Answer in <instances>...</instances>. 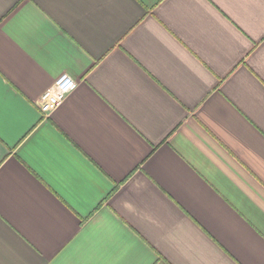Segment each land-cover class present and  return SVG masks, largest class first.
<instances>
[{"label": "crops", "instance_id": "0c3cea01", "mask_svg": "<svg viewBox=\"0 0 264 264\" xmlns=\"http://www.w3.org/2000/svg\"><path fill=\"white\" fill-rule=\"evenodd\" d=\"M0 264H264V0H0Z\"/></svg>", "mask_w": 264, "mask_h": 264}, {"label": "built area", "instance_id": "2783aa9c", "mask_svg": "<svg viewBox=\"0 0 264 264\" xmlns=\"http://www.w3.org/2000/svg\"><path fill=\"white\" fill-rule=\"evenodd\" d=\"M77 88V82L68 75L61 76L39 102L41 113L51 116Z\"/></svg>", "mask_w": 264, "mask_h": 264}]
</instances>
